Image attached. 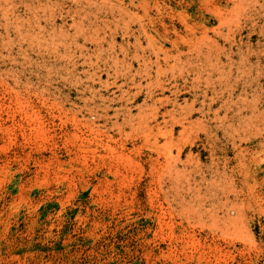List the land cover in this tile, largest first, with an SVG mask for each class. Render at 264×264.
Instances as JSON below:
<instances>
[{
	"label": "rangeland",
	"instance_id": "1",
	"mask_svg": "<svg viewBox=\"0 0 264 264\" xmlns=\"http://www.w3.org/2000/svg\"><path fill=\"white\" fill-rule=\"evenodd\" d=\"M0 264H264V0H0Z\"/></svg>",
	"mask_w": 264,
	"mask_h": 264
},
{
	"label": "bare ground",
	"instance_id": "2",
	"mask_svg": "<svg viewBox=\"0 0 264 264\" xmlns=\"http://www.w3.org/2000/svg\"><path fill=\"white\" fill-rule=\"evenodd\" d=\"M132 12V11H131ZM161 23V22H160ZM162 26V25H161ZM147 39H149L148 37H147Z\"/></svg>",
	"mask_w": 264,
	"mask_h": 264
}]
</instances>
